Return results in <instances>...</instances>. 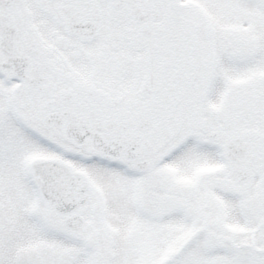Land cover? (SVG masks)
Wrapping results in <instances>:
<instances>
[{
    "label": "snow or ice",
    "instance_id": "1",
    "mask_svg": "<svg viewBox=\"0 0 264 264\" xmlns=\"http://www.w3.org/2000/svg\"><path fill=\"white\" fill-rule=\"evenodd\" d=\"M0 264H264V0H0Z\"/></svg>",
    "mask_w": 264,
    "mask_h": 264
}]
</instances>
